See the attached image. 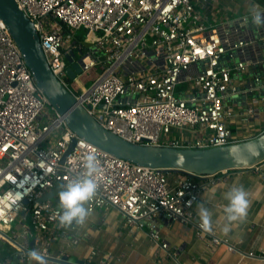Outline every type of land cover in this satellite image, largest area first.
Wrapping results in <instances>:
<instances>
[{"label": "built area", "instance_id": "1", "mask_svg": "<svg viewBox=\"0 0 264 264\" xmlns=\"http://www.w3.org/2000/svg\"><path fill=\"white\" fill-rule=\"evenodd\" d=\"M212 1L218 0H15L34 24L49 68L104 129L135 144L192 149L264 131L250 124L264 110V56H250L248 16L208 22L204 11ZM71 52L82 62L76 88L79 75L97 72L78 93L70 89L69 64L63 63ZM256 65L261 72L243 76ZM49 107L0 18V264L25 262L33 249L61 258L64 251L56 253L55 242L79 243L81 227L58 225L54 197L84 171L89 152L101 168L91 213L116 208L125 225L146 230L158 245L155 253L168 248L158 219L189 224L200 238L237 250L204 232L192 212L221 172L199 175L119 158L78 136ZM57 183L54 196L39 201ZM95 253L91 249L89 257ZM244 254L264 261V250Z\"/></svg>", "mask_w": 264, "mask_h": 264}, {"label": "crops", "instance_id": "2", "mask_svg": "<svg viewBox=\"0 0 264 264\" xmlns=\"http://www.w3.org/2000/svg\"><path fill=\"white\" fill-rule=\"evenodd\" d=\"M258 5L264 11V0H218L212 1V8L204 11L208 22L232 21L241 16H248L250 5ZM215 6L218 9H215ZM213 10V11H212ZM249 29L254 34V41L249 49L250 56H264V26H256L249 20ZM78 56V52H76ZM254 72H261L259 65L250 66L247 77ZM80 90L83 84V79ZM256 131L264 129V110L261 118L250 122ZM220 178L209 185L197 199L192 212L197 220V205L204 203L212 212L213 233L226 239L235 246L230 251L224 244H214L210 236L200 238L189 224H164L158 219L161 239L167 241V251L159 250L144 229L125 225L122 214L114 207L107 206L93 211L86 226L80 228L81 238L77 245H67V239L61 238L53 245L57 253L61 250L70 259H86L91 249L96 251L89 258L100 264H264L261 259L247 257L248 251L264 250V161L248 169H230L218 174ZM243 186L251 201L246 220L232 226L225 235L222 232L224 220L223 207L227 204L224 193L233 186ZM56 197H54L55 199ZM19 264H30V261ZM34 264V262H31ZM46 264H60L46 260Z\"/></svg>", "mask_w": 264, "mask_h": 264}, {"label": "water", "instance_id": "3", "mask_svg": "<svg viewBox=\"0 0 264 264\" xmlns=\"http://www.w3.org/2000/svg\"><path fill=\"white\" fill-rule=\"evenodd\" d=\"M0 18L22 53L35 84L49 104L63 116L71 130L100 149L141 166L199 175L230 169H248L264 161V131L243 141L203 149L140 145L122 139L104 129L89 115L54 75L47 64L33 22L25 16L15 0H0ZM66 59L69 64L66 69L68 77L73 79L76 74L81 73V57L71 52ZM73 144L74 141L66 153L71 150ZM59 189L60 184L57 183L39 201L51 198ZM32 242L31 240L30 243ZM44 258L60 264H98L82 258L72 260L67 255L61 258ZM12 264H18L17 260Z\"/></svg>", "mask_w": 264, "mask_h": 264}, {"label": "clouds", "instance_id": "4", "mask_svg": "<svg viewBox=\"0 0 264 264\" xmlns=\"http://www.w3.org/2000/svg\"><path fill=\"white\" fill-rule=\"evenodd\" d=\"M248 17L252 24L264 26V11H261L258 5H250ZM82 167L84 171L68 182L61 185L58 192V210L55 213L58 225L65 229L86 226L91 215V209L88 206L98 195L99 185L97 176L101 172L97 156L94 153H86L83 156ZM224 199L227 204L223 207L225 223L222 232L227 235L232 226L243 223L248 214L251 201L249 193L241 186H233L224 193ZM191 205V201L188 202ZM197 216L199 226L204 232L213 231L212 212L204 203L197 205ZM28 259L34 264H46L43 254L33 249L27 253Z\"/></svg>", "mask_w": 264, "mask_h": 264}, {"label": "rangeland", "instance_id": "5", "mask_svg": "<svg viewBox=\"0 0 264 264\" xmlns=\"http://www.w3.org/2000/svg\"><path fill=\"white\" fill-rule=\"evenodd\" d=\"M82 37L84 38L83 35H82ZM88 41H89V37H86L85 42H88ZM63 63H64V65H66V64H67V61L65 60ZM95 76H97V72H96L95 70H92V71H89V72H87V73H84L83 75H79V78H80V80L83 79V84H84L85 86H88V85L90 84V81H91ZM67 80H68L67 82H68V85H69L70 89H71L72 91L76 90L75 92L78 93V92H79V89L77 90V88L74 86V85H75V81H74L72 78H68ZM175 94H176V95H179V94H178V91H176ZM52 107H53V106L50 105L49 109L52 110Z\"/></svg>", "mask_w": 264, "mask_h": 264}]
</instances>
